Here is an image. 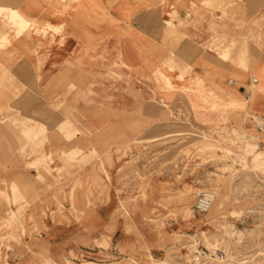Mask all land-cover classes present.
I'll return each mask as SVG.
<instances>
[{
  "label": "rangeland",
  "instance_id": "rangeland-1",
  "mask_svg": "<svg viewBox=\"0 0 264 264\" xmlns=\"http://www.w3.org/2000/svg\"><path fill=\"white\" fill-rule=\"evenodd\" d=\"M179 6L155 33L117 21L63 47L58 97L0 112V264H264V134L211 106L229 78L245 98L247 54L264 63V0Z\"/></svg>",
  "mask_w": 264,
  "mask_h": 264
},
{
  "label": "crops",
  "instance_id": "crops-1",
  "mask_svg": "<svg viewBox=\"0 0 264 264\" xmlns=\"http://www.w3.org/2000/svg\"><path fill=\"white\" fill-rule=\"evenodd\" d=\"M185 1L193 3V0H0V112L13 108L15 113H33L27 108L35 105L37 99L58 97L59 67L74 64L68 52L66 57L58 56L63 47L76 42L72 47L85 49L91 44V36L92 42L97 36L104 37L117 21L118 32L131 28L135 33H155L166 28L169 22L164 17L174 11L170 10L180 9V3ZM188 9L185 17L192 14ZM57 33L64 34L61 44ZM243 62L248 74L257 80L255 90L251 85L245 86L251 90L249 100L227 83L225 88L220 86L224 90L221 95L228 98L226 102L211 103L214 108L220 105L224 108L217 121L229 117L237 122L235 125L233 120L231 125L235 126L243 125L242 114L244 119L247 113L257 117L264 114V63L250 53ZM180 96L190 109L200 107L204 99L200 88Z\"/></svg>",
  "mask_w": 264,
  "mask_h": 264
},
{
  "label": "built area",
  "instance_id": "built-area-1",
  "mask_svg": "<svg viewBox=\"0 0 264 264\" xmlns=\"http://www.w3.org/2000/svg\"><path fill=\"white\" fill-rule=\"evenodd\" d=\"M257 80L254 77H250L248 85H252L256 83ZM227 83L229 85H233L235 83L234 79L229 78ZM244 97L249 100L251 90L250 88L244 87L243 88ZM255 127L258 131H264V114H261L258 116V120L255 122ZM213 200V194L206 190V189H200L195 194V199L191 205V212L192 214H201L205 213L208 208L210 207ZM206 255L205 251L197 252V255L195 256V260H199V258H203ZM222 256V253L220 254Z\"/></svg>",
  "mask_w": 264,
  "mask_h": 264
},
{
  "label": "bare ground",
  "instance_id": "bare-ground-1",
  "mask_svg": "<svg viewBox=\"0 0 264 264\" xmlns=\"http://www.w3.org/2000/svg\"><path fill=\"white\" fill-rule=\"evenodd\" d=\"M257 120H258V118H257V119H254L255 122H256ZM238 135H241L240 131L238 132ZM213 198H214V196H213ZM212 204H213V200H212V203H211L210 207L208 208V210L211 208ZM208 210H207V211H208Z\"/></svg>",
  "mask_w": 264,
  "mask_h": 264
}]
</instances>
